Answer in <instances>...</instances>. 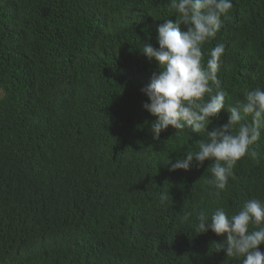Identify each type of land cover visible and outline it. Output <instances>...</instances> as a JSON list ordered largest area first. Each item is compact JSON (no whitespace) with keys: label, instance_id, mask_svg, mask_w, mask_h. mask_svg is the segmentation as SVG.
I'll use <instances>...</instances> for the list:
<instances>
[{"label":"trees","instance_id":"trees-1","mask_svg":"<svg viewBox=\"0 0 264 264\" xmlns=\"http://www.w3.org/2000/svg\"><path fill=\"white\" fill-rule=\"evenodd\" d=\"M169 5L0 0V264H240L217 251L224 236L194 226L201 210L264 198V144L218 197L211 161L168 170L202 139L169 126L154 140L143 107L158 64L140 45L159 47L157 25L177 18ZM230 16L204 51L224 45L234 101L264 88V0H233Z\"/></svg>","mask_w":264,"mask_h":264},{"label":"clouds","instance_id":"clouds-1","mask_svg":"<svg viewBox=\"0 0 264 264\" xmlns=\"http://www.w3.org/2000/svg\"><path fill=\"white\" fill-rule=\"evenodd\" d=\"M168 8L177 18L157 25L159 47L148 41L140 45L141 54L158 64L150 83L141 89L150 101L143 107L157 117L150 127L154 140H159L169 126L175 134L190 129L202 137L195 150L189 148L174 163L167 161L168 170L187 171L194 160L197 167L211 161L205 183L218 197L227 191L230 179H236L239 161L248 157L260 163L256 145L264 144V88H244L242 99L233 101L219 75L224 45L212 47L205 60L204 46L215 39L224 21L231 19L233 0H170ZM222 109L230 114L228 122L209 130ZM167 198L162 194L161 203ZM194 229L224 236V241L216 244L217 251L223 250L240 264H264V252L259 248L264 244V198H249L231 214L223 207H217L210 216L201 210Z\"/></svg>","mask_w":264,"mask_h":264},{"label":"rangeland","instance_id":"rangeland-1","mask_svg":"<svg viewBox=\"0 0 264 264\" xmlns=\"http://www.w3.org/2000/svg\"><path fill=\"white\" fill-rule=\"evenodd\" d=\"M2 95L1 91H0V96Z\"/></svg>","mask_w":264,"mask_h":264}]
</instances>
